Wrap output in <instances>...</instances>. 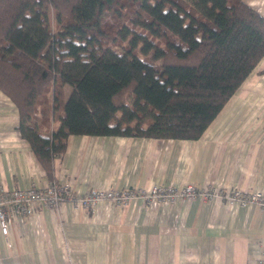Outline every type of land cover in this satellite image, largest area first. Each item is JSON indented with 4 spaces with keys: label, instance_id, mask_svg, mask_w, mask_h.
<instances>
[{
    "label": "trees",
    "instance_id": "16d2710c",
    "mask_svg": "<svg viewBox=\"0 0 264 264\" xmlns=\"http://www.w3.org/2000/svg\"><path fill=\"white\" fill-rule=\"evenodd\" d=\"M262 56L245 0H0V90L49 176L73 134L199 137Z\"/></svg>",
    "mask_w": 264,
    "mask_h": 264
},
{
    "label": "crops",
    "instance_id": "0c3cea01",
    "mask_svg": "<svg viewBox=\"0 0 264 264\" xmlns=\"http://www.w3.org/2000/svg\"><path fill=\"white\" fill-rule=\"evenodd\" d=\"M245 2L264 15V0ZM51 176L0 90V188L69 178L77 195L153 183L264 193V56L199 137L73 134ZM0 264H264V205L66 201L13 217L7 235L0 231Z\"/></svg>",
    "mask_w": 264,
    "mask_h": 264
},
{
    "label": "built area",
    "instance_id": "2783aa9c",
    "mask_svg": "<svg viewBox=\"0 0 264 264\" xmlns=\"http://www.w3.org/2000/svg\"><path fill=\"white\" fill-rule=\"evenodd\" d=\"M137 197H142L148 202L162 203H170L176 197H200L208 201L220 198L230 203L264 205V193L257 190L248 191L239 188L225 190L214 186L198 187L193 183H186L181 187L153 183L148 187L133 186L118 189L92 187L87 192L77 195L69 178H52L43 186L30 183L25 187L0 188V231L3 235H7L10 220L16 215L30 214L42 207L58 206L66 201L91 207L103 199L122 205Z\"/></svg>",
    "mask_w": 264,
    "mask_h": 264
},
{
    "label": "rangeland",
    "instance_id": "374dc122",
    "mask_svg": "<svg viewBox=\"0 0 264 264\" xmlns=\"http://www.w3.org/2000/svg\"><path fill=\"white\" fill-rule=\"evenodd\" d=\"M72 90V86L70 84H66L64 88V99L69 95V93ZM55 125L57 123V120L54 121Z\"/></svg>",
    "mask_w": 264,
    "mask_h": 264
}]
</instances>
